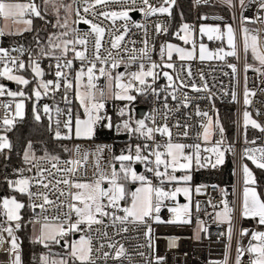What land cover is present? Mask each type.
Instances as JSON below:
<instances>
[{
    "label": "snow or ice",
    "instance_id": "6c2138e0",
    "mask_svg": "<svg viewBox=\"0 0 264 264\" xmlns=\"http://www.w3.org/2000/svg\"><path fill=\"white\" fill-rule=\"evenodd\" d=\"M211 2L195 0L196 4ZM222 2L229 9L236 7V0ZM248 2L258 3L262 14L255 19L243 15L237 18L233 14L234 20L239 19L238 28L228 23L223 27L202 23L197 29L183 23L174 35L190 47L165 42L159 47L157 62L153 59L156 48L151 43L146 21L157 15L171 17L175 0H159L158 5L151 0H139V7L136 6L137 0H72L71 3L63 0H42V3L36 0H0V38L23 36L25 32L34 31L35 18L53 29L44 38L37 33L33 37L34 47L23 44L0 46V98H9L0 99V110H3V115H0V155L7 157L12 152L14 146L8 133L18 120L23 119L27 102L33 104L36 122L47 120L54 140H92L98 128H106L127 134L129 141H141L128 143L118 155L112 153L109 145H95L92 149L80 144L73 148L62 146V150L69 153L67 159L46 148L37 155L33 143L28 141L20 154L23 166L14 170L15 179L6 181L14 194L0 197V249L8 245L4 249L9 256L8 264H22L16 232L22 227L21 210L26 206L34 213L40 210L28 222L33 225V243L49 250L39 257V264H108L110 260L122 264L123 259L131 260V256L115 237L128 233L130 226L145 228L143 235L147 245L141 244L138 248L154 247L149 221L162 222L159 213L165 201L176 203L181 194L191 200L192 189L187 185L192 180L193 163L201 168L209 165L215 168L223 164L226 152L235 154L232 145H225L218 113L214 121L209 112L202 111L198 105L195 114L204 118L200 137L210 146L202 148L200 143L185 144L174 140L172 128L167 123L168 115L173 111L168 104L169 98L177 101L175 110L179 111L181 107L190 105L184 89L208 92V99L215 93L209 88L202 71L200 79L203 84L198 86L192 79L191 65L180 63L178 66L173 57L175 55L180 62L197 59L200 62H225L237 84L240 83L241 69L236 63L228 62L227 58L243 61V104L251 105V97L256 92L248 87L247 73L253 71L264 79V29L247 25H264V0ZM238 3L243 13L247 7L246 0H238ZM112 4L121 7L119 10L111 9L109 6ZM131 12L142 13L145 22L133 21ZM49 15L54 21L48 18ZM212 19L223 20V17ZM105 21L109 22L107 27L104 26ZM81 24L90 26V30L83 31L79 28ZM132 28L143 32L141 47H136V41L130 37ZM167 32L168 26L157 22L152 35L160 36ZM204 37L208 41L219 42L220 46L210 49L203 42ZM249 54L254 63H248ZM45 60L51 61L47 71L43 66ZM49 74L52 76L50 79L46 78ZM185 76L189 79L186 80ZM161 78L167 81L166 86L154 87ZM2 81L14 82L17 90H11ZM161 92L166 93L163 111L154 110L145 118H133L131 105L137 95L152 94L159 98ZM57 94L63 107L55 102ZM45 97L52 99L53 103L40 104ZM231 99H238L234 90ZM110 100L124 102L115 113L118 123H113L108 113ZM157 114L163 118L162 123L157 122ZM243 125L245 129L251 126L264 133V125L253 119L247 110L243 112ZM173 127L187 129L188 125L177 121ZM216 133L219 136L212 143ZM157 135L164 138L162 142L157 141ZM176 135L186 137L188 131ZM245 143L256 145V140L249 141L245 136ZM106 151L110 159L105 157ZM202 153L214 155V162L212 155ZM243 160L264 170V145L245 147L241 155ZM137 164L144 165V173L137 171ZM240 168L244 185L240 215L256 220L264 228V197L257 191L256 177L249 165L242 162ZM179 171L184 174L177 176ZM169 184L173 185L170 189L166 187ZM180 184L184 186H177ZM129 185L137 186L132 190ZM201 191L202 187H196V193ZM18 196L27 197L28 204ZM221 204L222 209L215 213V220L227 223L228 246L224 260L213 264H229L228 254L232 247L235 209L229 206L227 199ZM196 207L199 210V203ZM169 211L174 216L168 223L191 222L189 204L176 203ZM36 225H39L38 234ZM109 228L113 229L111 234ZM198 228L207 232L203 221L198 222ZM239 235L241 238L250 235V239L247 245L237 244L234 264H242L246 254L249 257L247 264H264V230L241 229ZM57 245L63 249L62 254L51 251ZM137 255L145 258V264L164 262L163 257L156 256L154 260L146 257L144 251H138Z\"/></svg>",
    "mask_w": 264,
    "mask_h": 264
},
{
    "label": "built area",
    "instance_id": "2783aa9c",
    "mask_svg": "<svg viewBox=\"0 0 264 264\" xmlns=\"http://www.w3.org/2000/svg\"><path fill=\"white\" fill-rule=\"evenodd\" d=\"M151 2L156 5L159 4V0H151ZM212 2L210 4H204V3L196 4L195 0H192L193 6L195 7L196 10V19L194 21L196 28L199 22L201 21H205L207 23H216V24L233 23V25L238 28L239 19L234 20L233 14H235L237 18L243 15L250 17L252 19H255V17L258 14H262L258 9V3H249L248 0H246V5H247L246 10L243 11V13H241L238 0H236V7L235 9H229L230 10L229 15H225L223 13L209 12L201 16V17L208 16L209 19L202 20L198 14V9L204 6H209L212 4ZM136 6L137 7L140 6L139 0H137ZM109 7L111 9L119 10L121 5L112 4ZM134 14H137V16H134ZM130 16L132 17V20L136 21L137 23L145 22V17L140 12H131ZM212 17H223V20L212 19ZM89 18L91 19L92 17L89 16ZM157 22L166 24L168 26V32H169V28L172 23V15L171 17H168L167 15L152 16L148 18L146 21L147 27L149 29V35L151 37V43L154 44L156 48V51L153 52V59L159 62L158 50L161 45V40L167 36L168 32L167 34L160 36L152 35L154 30V24ZM108 23L109 22L105 21L104 26L107 27ZM85 26H86L85 28H81L79 25V28L82 29L83 31H89L90 26L87 25ZM247 26L250 28L264 29V25H261L259 23H249ZM10 37L11 36H5L3 38H0V46L11 47L15 44H22V43L13 42L12 40H10ZM130 37L132 40L136 41V47L142 46L140 42L144 37H143V32L141 30L132 28ZM218 46H220L219 42H215V41H211L209 44L210 49H215ZM89 47H91V45H89ZM174 61H176L178 66L180 63L191 65V69L193 72L192 79H194V82L198 86H201L203 84V81H201L200 79V72L202 71L205 79L208 81L209 88L211 89L212 93H215V95L212 96L211 99H208L210 93L205 91L195 92L191 88H186L183 91L187 92L190 98V105L187 108L181 107L179 111L175 110L177 101H172L171 98H169L168 104L170 108L173 109V111L169 113L167 123L169 127L172 128L173 137L175 141L185 144L200 143L202 148L210 146L208 144H205L202 140V137H200V134L202 133V128L200 127V125L201 122L204 120V118L196 116L195 114L196 106L198 105L202 111H208L209 115L212 116L213 120L215 121L217 119L216 113H218V119H219L218 106L220 104L235 105V125H234V132L231 142H229L226 139L227 136L225 132H223L225 138V145H232L235 150V154L230 152V154L225 155L226 161L229 158L232 161L233 180L231 184H227L223 186L217 184H208V183L194 184L193 180H191V182H189L187 185L192 189V199L190 202L191 222L187 224L184 223L174 224L167 222L173 219L174 216V214L169 211V208L176 206V203H178L179 205L187 204V199L181 194L180 196H178L176 203H174L173 201H165L164 205H162L161 207V212L159 213L162 222L149 221L152 228V233H151L152 243L154 245L152 249H149L147 246H145L142 249L138 248V245L141 244L147 245V240L143 235L145 231L144 226H140L139 228L130 226L128 233H124L122 234V236L115 237L125 245V247L128 249V254L131 256V260L123 259L122 264H145V258L138 256L137 255L138 251H144L146 257L152 258L153 260L156 256L163 257L164 258L163 264H213V262L223 261L225 257V251L228 246L227 234H226L228 225L227 223H219L218 221H216L215 213L222 209L221 201L224 199H227L229 202V206L234 207L235 209L233 213V221H232L233 224L232 247H231V251L228 254L229 264H234L237 244L242 243L244 245H247L248 240L250 239V235L241 238L239 235L240 230L241 229L264 230V228H262L258 224L250 225V226L244 225L242 223L243 218L240 215V189L243 183V174L240 165L242 162L246 163V160L241 161V155L245 147H256V146L264 145V133L260 132L259 129H255L252 127H248L247 129L244 128L243 112L246 108L252 114L253 119H256L259 123L264 125V79H262L259 76V74L253 71H249L247 73L248 87L249 89L254 90L256 92V95L254 97H251L252 99L251 105L245 106L243 104V86H244L243 71H242L243 61H238L233 57L227 58L228 62L236 63L237 67L241 69V72L238 77L240 80L238 87L236 86V83L233 79L231 69L227 67V64L225 62L218 60L200 62L198 59L187 62H180L178 59H174ZM50 62L51 61L48 60L43 61V66L45 67L46 71H47V66ZM248 63H253L251 54H249L248 56ZM121 71H123V68H121ZM165 71L172 72V70L170 69H165ZM224 73H228V75H224ZM46 78L49 79L52 78L51 74H49ZM184 78L186 80L189 79L186 76ZM2 82L5 83L7 87H9L11 90H17L18 86L14 82L11 81H2ZM166 84L167 81L164 78H161L157 81V84L154 85V87L163 88L166 86ZM11 85H13L14 87H11ZM29 87H31V85ZM233 90L236 91L237 93V97H238L237 101H232L231 99V92ZM164 95H166L165 92H161L159 98H157L152 94L137 95V98L141 99L143 104L137 105L135 106V108L138 106L145 107L144 118L152 114L154 110L163 111ZM0 99L7 100L9 98L3 97ZM55 102L60 103L61 107L64 106L63 103H61L58 94ZM28 103L29 102H27L26 104V112L28 108ZM44 103L52 104L53 100L48 97H45L43 100L40 101V104H44ZM0 115H3V110H0ZM20 121L21 120H18L16 125ZM177 121H179L181 125H185V124L188 125L187 129L183 127L181 128L173 127V125ZM157 122L158 123L163 122V118L158 114H157ZM185 130L188 131V136L185 137V136L176 135L178 132H183ZM251 131L256 133V135L254 138L249 139L248 134H250ZM10 133L11 132H9L8 135ZM218 136L219 133H216L212 137V143L215 142ZM245 136L249 141L256 140V145L246 144ZM156 139L157 141L162 142L164 138L157 135ZM66 141L70 142V148H73L74 145L76 144H80L82 147L88 149L94 148L95 145H109L111 146V148H113L112 142L97 141L95 139L92 140L73 139ZM202 155H212V154L202 153ZM105 157L107 159L111 158L108 155L107 151L105 152ZM67 158H69V156ZM67 158H62V159H67ZM212 160L214 162V155H212ZM224 164L218 165L215 168L211 167L210 165L201 168V167H197L194 162L190 174L191 176H193L195 172H199V171H208V172L214 171ZM136 167L140 168L138 172L140 173L145 172V167L143 164H137ZM182 173L183 172L180 171L177 172L176 175L180 176L182 175ZM148 175L150 176L151 174ZM154 183H156V181H154ZM177 186H184V185L180 184ZM166 187L170 189L171 187H173V185L169 184L166 185ZM196 187H202L201 193L195 192ZM225 192L227 193V195H225ZM197 203H199V210H197L196 207ZM213 205H216L217 207L213 208ZM39 211L40 210L37 209L36 213H38ZM36 213H34L31 210V214L27 218L22 219L21 221L22 226L32 225L31 223L28 222L33 219ZM199 221H203L204 226L207 227V232H204L198 228ZM112 232L113 229L109 228V233L111 234ZM197 234H199V239H197ZM123 237H127V238L125 239ZM7 248L8 245L5 244L4 249ZM4 249H0V264H8L9 256L7 252L4 251ZM21 253H22V248L20 246V254ZM248 259L249 257L246 254L243 258L242 264H247ZM108 264H116V262L110 260Z\"/></svg>",
    "mask_w": 264,
    "mask_h": 264
},
{
    "label": "trees",
    "instance_id": "16d2710c",
    "mask_svg": "<svg viewBox=\"0 0 264 264\" xmlns=\"http://www.w3.org/2000/svg\"><path fill=\"white\" fill-rule=\"evenodd\" d=\"M37 3H42V0H36ZM206 6L203 7V9ZM208 8V7H207ZM207 10H217L224 11V8H214L210 7ZM226 14L229 15V11H226ZM50 18V17H48ZM194 19V6L192 0H175L174 7L172 9V23L169 28L167 37L172 36L175 29L183 22H193ZM34 31L25 32L23 36H11L10 40L16 43H22L26 46L34 47L33 37L39 33L41 38H44L46 33L52 31L49 26L45 25L44 21L39 18L33 20L32 25ZM124 102L114 101L109 103L107 110L109 115L112 116L113 121L117 120L116 110L123 106ZM142 105L143 102L141 99L137 98L132 102V107L137 105ZM32 102L28 103L26 117L20 121L15 128L9 134V138L13 143V150L11 153H8L7 157L0 155V197L10 195V190L7 185V179H15L14 170L23 166L21 155L24 146L28 141H31L34 147L37 150V155L43 153V149H47L53 154L60 155L61 158H67L69 153L62 150V146H67L70 148V142L57 141L54 140L52 134L48 130V122L43 120L42 122H36L33 118L32 113ZM219 109V119L220 123L223 126L224 132L228 139H232L235 125V105L234 104H220ZM256 133L250 132L248 138H254ZM97 141L103 142H112L113 148L112 153L118 155L120 151L130 143L126 135H118L114 130H108L106 128H98L95 137L93 138ZM141 142L139 140H132L131 143ZM249 165V164H248ZM249 168L253 171L256 181H257V191H259L264 197V170L256 168L254 165L250 164ZM233 166L230 158L226 161L224 165L217 168L214 171H199L195 172L192 176L194 184H217L220 186L231 184L233 180ZM14 194V193H13ZM18 199L22 200L26 205L28 204V199L25 196H18ZM23 218H27L31 214V209L25 207L21 210ZM242 223L244 225H256V221L252 219H243ZM19 236L21 240V258L22 264H39V257L46 253L48 249L44 248L43 245L33 243V240L30 236V225H24L19 231ZM58 249H63L60 246H56Z\"/></svg>",
    "mask_w": 264,
    "mask_h": 264
},
{
    "label": "rangeland",
    "instance_id": "374dc122",
    "mask_svg": "<svg viewBox=\"0 0 264 264\" xmlns=\"http://www.w3.org/2000/svg\"><path fill=\"white\" fill-rule=\"evenodd\" d=\"M63 2L64 3H71L72 2V0H63ZM173 7H174V5L172 6V9H173ZM208 7V8H207ZM210 7H214V8H224V11L223 12H221V11H217V10H207V9H209ZM240 7V6H239ZM172 9H171V11H172ZM226 11H229L230 12V10H229V8L222 2V1H220V0H213V2H212V4L211 5H209V6H206L204 9H203V7H201V8H199L198 9V14H199V16L201 17L202 15H204V14H206V13H209V12H216V13H223V14H225V15H227L226 14ZM62 15H63V13H62ZM49 19H53V21H54V18L51 16V15H49ZM195 19H196V10H195V7H194V19H193V22H183V23H188V24H190V25H194L195 27H196V25H195ZM183 23H181L180 25H179V27H177L176 29H175V31H174V33L176 32V31H178L179 30V28H180V26L183 24ZM210 24V25H217L216 23H207V22H205V21H201V22H199V24H198V26H197V29H198V27H199V25L200 24ZM9 24H10V22H9ZM232 25H233V23H231ZM218 25H220L221 27H223L224 26V24H218ZM10 26H11V24H10ZM21 27H22V25H21ZM233 27H235L234 25H233ZM174 33L172 34V36H170V37H167V38H163L162 40H161V44H163V43H165V42H169V43H174V44H179L180 46H182V47H190V45H184L183 44V42L182 41H180L175 35H174ZM203 42L205 43V44H207L208 45V47H209V44H210V42L211 41H208L207 40V38L206 37H204L203 38ZM210 48V47H209ZM173 59H178L175 55H174V57H173ZM253 63H254V61H253ZM236 86L238 87V84L236 83ZM111 101V100H110ZM110 101H109V103H110ZM131 108L133 109V111H132V116H133V118L134 119H142V118H144V116H141V115H138L136 112H135V107H132V105H131ZM245 110H247L246 108H245ZM244 110V111H245ZM248 111V110H247ZM26 108H25V115H24V117H23V119L26 117ZM23 119H20L21 121L23 120ZM119 121H118V119L117 120H114L113 121V123H118ZM248 127H251V126H248ZM115 132V131H114ZM116 133V132H115ZM116 134H118V133H116ZM118 135H126L127 136V138H128V141H129V137H128V135L127 134H125V133H119ZM223 136H224V134H223ZM229 142H231L232 141V139L230 140V139H228V138H226ZM134 140V139H133ZM224 140H225V138H224ZM129 142H131V141H129ZM226 154H230V152H226L225 153V155ZM225 161H226V158H225V156H224V162H223V164L225 163ZM246 163L247 164H252L250 161H248V160H246ZM221 165V164H220ZM253 165V164H252ZM255 166V165H254ZM180 172V171H179ZM182 172V171H181ZM184 173H182V175H183ZM191 182V181H190ZM137 185H129V187L132 189V190H134L135 189V187H136ZM243 183H242V188H243ZM10 190V189H9ZM13 193L11 192V190H10V195H12ZM242 197V196H241ZM186 198V197H185ZM187 199V198H186ZM191 199H192V193H191ZM190 202H191V200L189 201V199H187V204H189L190 205ZM240 206H241V199H240ZM22 215V214H21ZM243 219H245V218H243ZM242 219V220H243ZM253 220V219H252ZM256 221V220H255ZM257 223V222H256ZM22 228V227H21ZM36 228H37V233L36 234H38V228H39V225H36ZM20 231V230H19ZM19 231L18 232H16V235H17V237L19 238V244H20V246H21V240H20V236H19ZM30 236H31V238H32V240H33V237H34V231H33V225H30ZM49 250H47L46 251V253L48 252ZM51 251L53 252V253H63V251L61 250V249H58L56 246H53L52 247V249H51ZM44 254H45V252H44Z\"/></svg>",
    "mask_w": 264,
    "mask_h": 264
},
{
    "label": "water",
    "instance_id": "95a60500",
    "mask_svg": "<svg viewBox=\"0 0 264 264\" xmlns=\"http://www.w3.org/2000/svg\"><path fill=\"white\" fill-rule=\"evenodd\" d=\"M134 16H137V14H134ZM81 28H85L86 26L81 24L80 25ZM11 87H14L13 85H11ZM135 112L138 114V115H141V116H144V113H145V107L143 106H138L135 108ZM137 171L140 170L139 167H136ZM77 238V237H76Z\"/></svg>",
    "mask_w": 264,
    "mask_h": 264
},
{
    "label": "crops",
    "instance_id": "0c3cea01",
    "mask_svg": "<svg viewBox=\"0 0 264 264\" xmlns=\"http://www.w3.org/2000/svg\"><path fill=\"white\" fill-rule=\"evenodd\" d=\"M114 101H110V104L111 103H113ZM242 190H243V188H242V185H241V189H240V199H241V196H242Z\"/></svg>",
    "mask_w": 264,
    "mask_h": 264
}]
</instances>
